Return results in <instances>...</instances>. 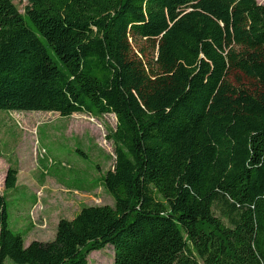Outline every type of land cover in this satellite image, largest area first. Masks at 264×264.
Returning a JSON list of instances; mask_svg holds the SVG:
<instances>
[{
    "label": "trees",
    "instance_id": "16d2710c",
    "mask_svg": "<svg viewBox=\"0 0 264 264\" xmlns=\"http://www.w3.org/2000/svg\"><path fill=\"white\" fill-rule=\"evenodd\" d=\"M0 111L116 119L113 206L25 246L0 193V264H89L106 247L113 264H264L256 0H0Z\"/></svg>",
    "mask_w": 264,
    "mask_h": 264
},
{
    "label": "rangeland",
    "instance_id": "374dc122",
    "mask_svg": "<svg viewBox=\"0 0 264 264\" xmlns=\"http://www.w3.org/2000/svg\"><path fill=\"white\" fill-rule=\"evenodd\" d=\"M256 2L264 5V0ZM13 3L23 13L27 0ZM115 124L111 114L62 118L57 113L0 111V193L9 227L23 235L25 246L53 240L58 221L73 219L84 207L113 206L102 179L114 162L110 134ZM9 166L18 170L17 189L5 192ZM88 263L113 264L112 248L90 254Z\"/></svg>",
    "mask_w": 264,
    "mask_h": 264
},
{
    "label": "built area",
    "instance_id": "2783aa9c",
    "mask_svg": "<svg viewBox=\"0 0 264 264\" xmlns=\"http://www.w3.org/2000/svg\"><path fill=\"white\" fill-rule=\"evenodd\" d=\"M42 154H44V151H42Z\"/></svg>",
    "mask_w": 264,
    "mask_h": 264
}]
</instances>
